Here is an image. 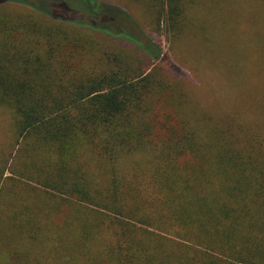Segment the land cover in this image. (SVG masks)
Listing matches in <instances>:
<instances>
[{
  "label": "trees",
  "instance_id": "1",
  "mask_svg": "<svg viewBox=\"0 0 264 264\" xmlns=\"http://www.w3.org/2000/svg\"><path fill=\"white\" fill-rule=\"evenodd\" d=\"M135 1L172 38L196 4ZM120 10L0 0V264H264V100L254 125L185 108L147 52H110Z\"/></svg>",
  "mask_w": 264,
  "mask_h": 264
},
{
  "label": "rangeland",
  "instance_id": "2",
  "mask_svg": "<svg viewBox=\"0 0 264 264\" xmlns=\"http://www.w3.org/2000/svg\"><path fill=\"white\" fill-rule=\"evenodd\" d=\"M107 1L122 11L116 19L106 13L101 17L109 25L114 21L115 27L135 36L130 40L115 35L110 52L123 53L127 60L135 57L145 62L147 52L150 58L147 63L165 67L185 108L208 113L214 120L241 124L248 117L252 125L256 123L259 100H264V73L260 70L264 60V0H195L196 4L188 11V23L177 38H172L163 24V30L157 31L142 3ZM64 6V15L77 16L71 5ZM140 41H148L147 51L141 48ZM10 123V112L0 108L2 149L11 142Z\"/></svg>",
  "mask_w": 264,
  "mask_h": 264
}]
</instances>
